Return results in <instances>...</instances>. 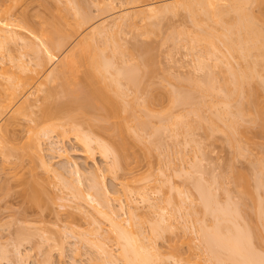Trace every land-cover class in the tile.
Listing matches in <instances>:
<instances>
[{
	"label": "bare ground",
	"instance_id": "1",
	"mask_svg": "<svg viewBox=\"0 0 264 264\" xmlns=\"http://www.w3.org/2000/svg\"><path fill=\"white\" fill-rule=\"evenodd\" d=\"M50 1L37 0V5L44 8L46 6L49 7ZM53 1L57 3L61 2V0ZM65 2L70 5L68 6ZM65 2L63 3L69 7V10L73 9L70 12L68 11L69 17L65 16L66 12L60 11V13L57 9L62 10L63 3H61V5L63 4L62 6L60 5L62 8H60L54 2L55 8L53 3L51 4L50 2L55 9L52 10L50 6L48 10L51 12V16L48 10H46L48 13L46 16L49 15L48 17L51 20L54 18L52 34L50 36H48L50 32L46 34L47 36L43 34L45 38L43 41H40L41 43L38 41L41 37H38V39L36 36L38 44L29 52L30 54L33 53L30 59L25 60L22 57V52L26 45L23 44L21 49L24 48L20 54H17V56L13 54V56L10 53L11 57L13 56L11 60L9 58V51H5L4 49L7 42L2 43L4 39L1 40L2 38H0V42L2 41L1 43L4 44V46L0 45V52L5 51L9 54V56L7 55L8 58L5 57L7 53L2 54L0 62L6 59L12 62L13 59L17 61H15L16 68H13L14 70L16 69L15 71L11 69L12 67H5L7 64L4 65V61V63L1 62L3 65L0 63V167L7 171H3L2 174L5 177L9 173L11 177L15 176V171H11V169H14L16 166L17 168L22 167L20 164H23V159L26 160L24 156H27L28 165L26 163L25 171L30 173L27 177L31 175L30 177L36 181L34 175L39 174L36 169L40 167L42 172L45 171L50 176L52 175V177L56 176L58 180L54 178L59 183L58 185H60L59 179L62 182V187L66 190L63 189L61 191H65L62 193L63 195L57 194L55 197H52V191L49 192V196H51L49 199L51 201L54 200L55 202L59 200L60 204L57 203V206L65 205L63 201L69 198L67 194H71L75 199L83 196L85 200L84 205L87 206L86 204L89 203L88 207L83 205L82 197V202L80 201L79 203V198L72 205V209L73 206L75 210L78 209L80 217H76L78 210L65 211L67 222L65 219L63 226H68L69 228V224H72L74 221L76 223L77 220L75 219L78 218L80 220L83 218L82 220H84V223H87V226H92L86 227L78 231V233L83 242L85 240L87 241L86 243L91 242L95 246L94 248L99 253L98 257H102L99 258L100 261L103 260L101 263L165 264L163 263L165 261L164 255L156 244V241L159 239L157 237H163L162 231L166 230L167 226H170V223L166 219V214L169 212L168 208L173 209V205L175 204L177 208H180L181 201L178 196V198L175 197L176 199H173L171 194L165 193L161 199V202H163L162 206L151 202L147 182L159 179L162 186L163 183H168V178L163 176L162 171L164 172V170L161 169V171L158 167L155 170L156 172L153 173L149 171V168H147L146 172H138L136 167L141 159L148 160L152 154L153 142L156 143V140L153 139H158L157 137L160 134L155 135L159 130L172 129L171 131L168 130L171 133L178 132L180 128V131L183 133V129L186 132L189 128H202L204 131H207L208 138L209 135L214 136L216 132H219L222 138L229 144L228 146L232 152L230 154H233V159L236 157L240 158L241 156L246 157L247 155V157H250L248 162L251 161L253 164H249L248 166L256 164L255 168L257 170L254 167L252 168L255 170L248 167L249 171L247 172H253L254 170V176H252V173L248 174L244 172L246 170L242 171L241 169L234 168L233 166L235 165L231 164L228 167L229 172L237 169L233 173L227 172L229 176L226 177H229L230 182L233 184V189L238 198L235 197L237 201L230 199L229 189H221L222 193L224 192V200L219 202L212 188L213 183L216 185L223 184L218 182V179L217 181L215 179L212 180L211 177L209 182V179L206 181L208 182L206 183L207 186L203 182V185L206 186L205 188L200 183L202 182L200 181L201 177L196 178L197 181L192 179L195 181L196 190L199 191V203H201L202 214L210 215L209 218H211L210 220L207 218L209 220L207 225L204 221H202L203 225H198L200 240L197 239L203 242L205 254L208 256V260L213 261L212 263L264 264V251L259 249L261 245L263 247L260 248L264 249V236H262L264 234L260 232L261 229L264 230V0H125L128 3L126 8L103 18L97 23L88 24L87 28H84L85 24L95 14L94 11L93 16L91 15V10L87 7V4L91 2L90 4L95 5L96 10L102 13L101 11L106 12L109 7H114L111 4L112 1L90 0L87 4V0L86 2L84 0L85 3L83 0H66ZM7 3L3 7H0V30H3L4 33L11 31V35L14 38L17 34L16 32H14L15 34L12 32L11 27L13 26L14 29V25L10 24L12 20L8 19V14L6 15V13H9L8 11L11 8L15 10V3H20L23 7L20 8L19 6L18 13L21 10L20 16L24 18L23 20L30 23L33 16L30 12L28 13L27 7L29 1L9 0V3ZM81 3L84 4L81 5ZM35 8L37 11L39 10L36 6ZM56 9L59 12H57L58 14L54 12ZM51 10L55 13V16ZM40 12L42 13V11ZM41 15L43 16L44 13ZM178 15H184L185 20L187 17L190 27H187V29L181 27L180 32L177 31L180 33V36H178L181 38H177H179L183 48L191 55L193 54L195 70L200 69L201 71V69L207 68L209 71L205 76L203 75V79L201 78V74V76H197L200 79H195V75V78L192 80H189L190 77H188L187 79L190 83H187L188 85H185V78L182 75L184 79H180V77L178 78L175 75L178 80L180 79L179 84L181 80L184 82L183 85L181 83L182 86L176 87V84L179 85L178 83L174 84L175 86L171 85V81H174V79H170L171 81L166 80L169 85L163 83V81L161 82V80H157L158 74L156 78L153 77L157 81H153L151 77L154 68L151 64L152 54L147 58V55L142 54V58L145 55V60L140 58L141 62L138 61L133 56V52L130 51L129 48L131 47H127L126 49L120 42L121 38L119 36L126 30L134 35L145 36L156 34L158 31L160 33L162 20L165 21ZM42 16L39 17L42 18ZM34 21L37 22V20ZM27 22L26 24H28ZM23 24L25 23L23 22ZM39 24L37 27L35 26L36 24H33V26L37 29ZM31 27L29 28L32 31L33 27ZM39 29L43 33L44 28L42 27L41 30V27H39ZM177 32L171 33L173 34L171 36L178 34ZM7 33L6 35H8ZM31 33H38L39 36L42 35L41 33L39 34V30H35V32L33 30ZM31 35L33 36V34ZM8 36H10V33ZM33 38L35 37L33 36ZM4 41H7V36ZM29 44L31 45L32 42H29ZM30 45L28 47L27 42L26 47L29 49ZM17 48L15 49L18 53L21 49ZM146 51L149 50L147 49ZM57 53H60L61 56L57 55ZM56 55L58 58H56ZM15 63L12 66H15ZM47 66H49L48 70L35 87V90L40 91L41 94H37L32 98L31 95L34 92H31L20 100L21 94L27 87L31 86L34 79L38 76L37 74ZM214 68H216V73L214 70H211ZM159 70L162 71L163 69ZM162 73L164 72L162 71L160 74L163 75ZM213 73L217 74V76H213ZM170 86H174L176 89ZM195 92L196 94H193ZM194 95L198 100L194 99ZM193 99L196 103L192 101ZM71 113L78 114L80 118H78V115L75 118L76 115ZM152 117H157V119L152 120ZM169 119H171L170 122ZM24 120L26 123L23 122ZM156 120L159 125L154 124L157 122ZM162 120L164 122L167 120L168 123L167 121L166 123H160L159 121ZM22 123L26 125V128H23L26 129L25 131L28 135L25 141L22 140L23 143L19 144V141L16 140L18 138L15 136L19 135V130L21 132ZM23 128L22 131H24ZM252 128L259 133L260 139L258 141L248 135V131H251ZM53 131H56L61 136H67L68 133H71L74 140L80 145L82 155L93 162L94 165L91 170L93 169L94 172L100 169L94 160L95 152L102 159L108 160L105 171L114 179H119L126 203L119 197L112 195L115 193V190L112 191L105 186L106 183L102 180L104 179V173L98 175L102 172V169L97 174L89 172L90 170L87 171L90 175L88 178L90 177L89 181L91 183H85L88 185L85 188L87 187L89 191L85 189L86 192H83V188L74 187V184L78 185L82 181L80 179L81 170L77 162L69 159L64 148L59 145V140H52L50 133ZM145 133L146 135L148 133L149 137L152 138H149V140L146 135L145 138ZM175 135H178V133H174L173 137ZM20 136H18L19 139ZM14 140L18 142L16 143ZM44 140L49 144L47 148L50 154L56 152L55 155L57 154V157L64 158L66 163L69 164L68 170H70V176L73 174L72 176L76 178H72V180L74 179L72 183H76L72 184L67 181L68 179H65L69 177H64L62 171L60 172L63 166L55 168L52 166L51 161L45 158L46 150L44 151V146H42ZM158 143L161 144V142ZM254 145H257V147H254ZM135 146L139 148L138 151L134 148ZM251 146L252 149H256L259 146V150L256 149L259 152L255 153L256 155L253 157L247 154L251 150ZM203 150L206 151L205 149ZM204 153L203 156L206 155ZM192 155L191 160L193 162L190 161V165H193L195 162V153ZM199 160L197 161L200 163ZM36 166L39 167L35 168ZM193 167L195 166L193 165ZM1 168L0 170L2 171ZM188 171L190 172L188 169L184 171L183 176L186 175L188 177L190 175ZM230 174L233 175L230 176ZM21 176L19 175V177ZM190 176L192 177V174ZM52 177L51 179L53 180ZM223 177L225 178V176ZM183 179L186 181L185 178ZM55 183L53 181V186H55ZM199 183L202 185L201 189L197 188ZM60 187L58 186V189ZM168 188H172L171 184ZM221 188H224V185ZM259 189L261 192H259ZM176 191L180 195L183 190L176 189ZM47 193L46 191L45 194ZM260 193L263 195V198ZM79 194L80 196H77ZM134 194L139 196L140 200L145 202L149 209H158V212L153 216L147 214L149 217L146 218L149 219V223L146 230L143 228L142 221L139 220L135 213L138 206L134 203ZM56 196L57 200L55 199ZM33 197V200H36L35 196ZM45 198L48 197L45 195ZM244 198L245 200L247 198V201H249L246 204L249 210L246 211H244L247 209L244 207L246 203ZM113 199L117 201V205H113ZM184 199L187 201V196L186 198H181V200ZM238 201H240V205ZM192 204L194 205L195 203ZM66 205H68V200ZM125 206L127 209H125ZM241 206L245 209L242 210ZM67 207L69 208L70 204ZM37 208L41 207L37 206ZM53 210L58 209L53 208ZM150 210L153 212L154 209ZM243 211L246 215H249L247 216V220L244 218L245 213L243 218L241 217ZM53 212L55 213L56 211ZM39 213H35V215L39 216ZM57 214H54V216H57ZM98 216L99 218H97ZM99 219L103 221L100 222ZM104 221L108 224V229H104L101 225ZM22 229L20 230L18 227L21 233L18 232L21 235H23L22 232L27 235L30 233L34 234V231L29 233L25 229L22 231ZM57 231L60 232L59 230ZM72 231L74 232V229ZM15 232L13 233L14 237L17 234ZM63 232L65 234V231ZM75 232L77 231L75 230ZM48 233L50 234V232ZM31 236L32 234H30ZM25 237L27 236L24 235ZM47 237L52 239L49 235ZM57 237L56 243L60 239L59 236ZM17 238H21V236L16 237L15 243H17ZM107 238L114 240L118 245L117 258L122 260L121 263L117 262L116 254H113L106 246L104 240ZM61 243L60 241L59 247L57 246L59 250L62 248ZM15 245H13L14 249ZM3 249H1L0 253H6V249L4 251ZM16 249L14 250V254L19 256L20 259V254L22 255V253L19 252L18 248ZM47 260L49 259L47 258Z\"/></svg>",
	"mask_w": 264,
	"mask_h": 264
},
{
	"label": "rangeland",
	"instance_id": "2",
	"mask_svg": "<svg viewBox=\"0 0 264 264\" xmlns=\"http://www.w3.org/2000/svg\"><path fill=\"white\" fill-rule=\"evenodd\" d=\"M27 1H29V5L27 7V9L29 11L28 10L27 11H28V13L30 12L33 16V17L31 16L32 22L28 23L27 21L23 20L24 18L20 16L21 10L18 13L19 6H20V8L23 6L20 3L19 4L15 3V7H14L15 10L13 8H11L10 9L11 12L9 10L8 11L9 13H6V15L8 14L7 16H8V19L10 21L12 20L10 24L14 25L15 30L13 29V26L11 28H12L13 33L16 32V34H17L16 37L13 38V35H11V31L9 32L10 36H8L9 33L6 32L8 34V35H6V33H4L3 30H0V38H2L1 40H3V39L5 40V38L7 36V41L3 40V42L2 41L1 42L2 43L7 42L6 43L7 45L5 44L6 48H4V49H5V51H9L8 52L9 54L12 53V55L14 54L15 56H17V54L21 53V51L23 50L24 47H25V49L26 48L28 49V47L30 45L29 42L30 43L32 42V44L30 45L31 50L29 51L30 48L28 50L24 49L22 52L23 53L22 57H24L25 60L26 59L28 60L32 57L31 55H33V53L30 54L29 52H31L33 47L36 44H38L37 40L40 37H41L40 40H38L39 43H41L40 41H43V39L45 38V37H43V34H44V36H47L46 34L49 32L50 33L48 36H50L52 34L54 18H53V20H51L50 17H48L49 15L51 16V12L48 10L50 8V6H51V9L53 10L56 8V5H54V2L58 5L57 7H59L61 5V3L65 2L66 0H61V2H59V3L51 0L50 2H51V4L53 3L55 8H53L54 6L51 5L50 2H49L50 6L48 5L49 7L46 6L44 8L42 6L37 5V0H27ZM58 1H60V0H58ZM88 1H90V0H87V2L85 0L86 4L88 3ZM111 1H112L111 4H113V6L115 8L109 7V9H107L106 12L101 11L102 13H100L99 10L97 11L95 8L96 6L90 4L91 2L88 3L89 6H93V7H89L87 4V7L91 10L92 16H93L94 11H95V14H94L95 17L93 16L94 18L92 17V19L87 24H85L84 28H87L92 23H97L98 21H101L103 18H106V17L110 16L111 14H113L117 11H120V10H122L128 6V3H126L125 0H111ZM6 2L9 3V0H0V7H3V5L6 4ZM83 2H84V0H83ZM2 3H4V4L2 5ZM65 3H63L64 6L67 4V3L66 4ZM83 4L81 3V5H83ZM67 5L69 6L70 4H67ZM67 5L65 7L63 6V8L60 6V8H62V10L59 8H57V9L59 12L60 11L66 12L65 16L69 17V12L72 11L73 9L70 7L71 10H69V7ZM35 6L39 9L38 11L35 8ZM66 7H68V8H66ZM42 9H45V10H42ZM57 9L54 10V12H56V14L59 13L57 11ZM46 10H48L50 13L47 16H46V14H48V13ZM40 11H42V13ZM36 12H38V13H36ZM54 12L52 11V14H54V16H55ZM43 13H44V15L42 16L41 14H43ZM39 16H42V18ZM33 18H34V20H37V22H35L33 20ZM39 18H40V20H39ZM46 18H48V19H46ZM29 19H31V18H29ZM38 20H39V22H38ZM162 21H163V23L161 22V25H162L161 27L159 24L161 34L158 31V32H156V34L150 35V36H152V37H150L149 35H146V36L145 35H134L133 33L126 30L124 33H121L122 35L120 34L121 35V36H119V38H121L120 42L126 47V49H127V47L128 48L131 47L129 49H130V51L133 52V53L132 52L131 53L133 54V56L135 58H137L138 61H140L141 59H144L145 55H147L146 56V58H147L150 54H152V57H151L152 63L151 64H152V67H154V68H153V72L151 74L152 75L151 77L156 78V75L158 74L157 80H161V82L163 81V83H166L167 85H169L168 81H171L174 79V81H171V83H172L171 85H174V84L178 83L181 78L182 79L185 78L184 79L185 80L184 82L186 83L185 85H188V84H190L189 80H192L195 78L194 75L196 76L195 79H197V78L200 79V77H197V76H201V75H202L201 78L203 79V75L205 76V74L208 73L209 70H207V68H203V70L201 69V71H200V69L195 70L196 67L194 64L195 61L193 60V58H194L193 54L191 55L190 53H188L183 48V46L181 45V42L179 40V38H181V37H179L180 33H178L177 31L180 32L181 27L183 29H187V27L188 28L190 27V25L188 24L189 21H188L187 17L185 20L184 15H181V16L178 15L175 17H171L170 19H167L165 21L164 20H162ZM12 22L17 23V24H14V23L12 24ZM23 22L25 24L27 22L30 25L29 26H28V24L25 25V24H23ZM32 23L36 24L35 25L36 27L39 23L41 25L39 24L38 28L36 29V27L33 26ZM30 26L33 27V28L32 27L31 28L34 30V32H35V30H39V34L42 32V31H40L39 27H41V30L43 27L44 29H43V33H41L42 35L39 36L38 33H36V34L31 33V32H33V30L32 31L30 30V28H29ZM48 28H50V29L48 30ZM161 29H163L164 32L161 31ZM176 32L178 34L171 36ZM163 33L164 34L166 33L165 34L166 36ZM171 33H173V34H171ZM31 34H33V36L35 38H33V36ZM3 35H5V36L2 37ZM29 35H31V36H29ZM36 36H37V38L38 37L39 38L37 39ZM8 37H10V38H8ZM30 37H32V38H30ZM147 37H149V38H147ZM174 37H175V39H174ZM177 37H179V38H177ZM30 39H31V41H30ZM171 40H173L175 42V44ZM1 42H0V45L2 44ZM27 42H28V47H26ZM179 42H180V44H179ZM134 43H135V45H134ZM144 43H147V44L144 45ZM23 44L24 45L26 44V45L21 49V46ZM2 45L4 46V44H2ZM176 45H178L179 47ZM133 46H134V48H132ZM17 47H19L21 49L20 52H18V53L16 50V49H18ZM134 49H135V51H134ZM147 49L149 51H146ZM5 51L0 52V56H3L2 54H6L7 52H5ZM26 51H28V52H26ZM135 52L136 53L138 52V54H136ZM147 52H148V54H147ZM8 53L6 54L5 57H7V55L9 56ZM25 53H26V56H25ZM139 54H141V55L139 56ZM142 54H145V55H143L144 56L143 58H142ZM57 55H60V53H57ZM57 55H56V58H58ZM13 56L11 57V54H10L9 58H11V60H12ZM11 60L9 61V59H6V60H3L5 63L3 61H1V62H3L4 65L7 64V65H5V67H12L11 69L14 70L13 68L14 67L16 68V63H15L16 59H15V61L13 59V62ZM7 62H9V63H7ZM3 63H1V65H3ZM14 63H15V66H12ZM8 64H10L11 66ZM48 68H49V66L45 67L44 70H42L39 74H37L38 76L34 79L31 86L27 87V89L19 97L20 100L23 99V97H25L27 94H29L31 92H34L31 95L32 98L37 94L38 95L41 94L40 91L35 90V87H36L38 81H41L42 77L44 76V74L46 73ZM159 69H163L162 70L164 72V73H162L163 75L160 74L162 71ZM215 69L216 68L211 69V70L212 71L214 70V72L216 73L217 71ZM213 74H210V75H213ZM169 75H170V77H169ZM175 75H177L178 78L180 77V79L178 80L177 76H175ZM171 76H174L175 78L171 77ZM213 76H217V74L216 75L214 74ZM166 77H168V78H166ZM188 77H190L189 80L187 79ZM155 78H153V81H157ZM159 78H161V79H159ZM163 79H165V80H163ZM167 79H168V81H166ZM175 79H177V81H175ZM184 82L181 80L182 85ZM181 83L180 84L178 83L179 85L176 84V87L180 86ZM174 86H170V87L176 89ZM110 94H111V92H110ZM193 94H196V92ZM194 99L198 100L196 96L194 97ZM194 99L192 100L193 102H195ZM138 100H141V99H138ZM71 114H73V113H71ZM73 115H76L75 118H77L78 114L75 113ZM78 118H80L79 115H78ZM152 118H153L152 120H154L155 118L157 119V117H155V118L152 117ZM159 118H158V120H159ZM170 120L171 119H169V122H170ZM156 121H154V122H156ZM166 121L167 120H165V122H164V120H162L159 122L160 123H163V122L166 123ZM23 122L26 123L25 120ZM24 123H22V127L20 126L21 132H20V130H19V133L17 132L19 134L18 136H20V133H21V136H23V137L20 136L21 141H20L18 136H15L18 138L16 140L19 141V142L17 141L19 144L23 143L22 140L25 141L26 136L28 135V133L25 131L26 129L23 128L26 126ZM47 123H49V122H47ZM167 123H168V121H167ZM84 124H86V123H84ZM154 124L157 125L158 121ZM22 128L24 131H22ZM201 129L202 128H200V129L199 128H195V129L189 128L188 130L186 129L187 131H189V132L186 131L188 133L187 134L184 131L185 129H183V133H182L180 131V128H179V130L177 129L178 132H171V133H173V135H174V133H176V134L178 133V135H175L174 137L170 133V131L172 129L171 130L168 129V130H170L169 132H168V130H159V132H156V135H155V136H157L160 134L157 137L158 139H155L153 137L154 138L153 140H156V143L155 142H153L154 144L152 143L154 145L153 150H152L153 151L152 154L149 156L148 160L141 159L139 164L136 167L138 172H146L147 168H149V171H151L153 173V172H156L155 170L157 169V167L160 170L161 169L164 170V172L161 170L162 174H164L163 176L168 178L167 182L169 183V185L171 184V186H172V188L169 189L168 188L169 185H168V183L166 184V182L163 183L161 186V181L159 179H157L155 181L150 180L149 182H147L148 191H150L149 197H150L151 202H155L156 204L162 206L163 202H161V199L163 198V195L165 193L171 194L173 199H176L179 197V199L181 201V205L179 202V205L181 206L180 208H177L176 204L173 205V209L172 208L169 209L170 207L168 208L169 212L166 214V217H167L166 219H167V222L170 223V226L169 227L167 226L166 230L164 229L162 231V234H164L163 237L159 236V237H157L159 239L158 240L156 239L157 240L156 244H157L158 248L161 250L162 254L164 255L165 261L163 263H165V264H215V263H212L213 261H210V259L208 260V256H206V254H205L206 251L204 248V244L202 241H199L200 237H199V231L197 228L198 225H201V224L203 225L202 221H204L205 224L207 225L211 218H209L210 215L202 214L203 212L201 209L202 208L201 203H199V200H200L199 195H198L199 191L196 190V185H195V181H197L196 178L198 179L201 177L200 181H202V182H200V183L202 185H203V182H205L204 184L206 185V183H208L211 180L210 179L211 177H212V180L215 179L217 181V179H218V182H221L223 184H221V185L217 184V185H219V186H217L215 183H213L212 188H213L215 195H216V198L219 200V202H222L224 200L223 199L224 198V196H223L224 192L222 193L221 189H227V190L229 189L228 193H229L230 199L233 201H237L238 198L236 196L235 190L233 189V184L230 182L229 177L226 178L227 176H229V173H233V171H236L237 169L229 172L228 167L232 164V165H235V166H233L234 168H238L239 170L241 169L242 171L246 170L244 172H247V171H249L248 167H250L251 169H254L257 166L256 164H255L256 166L255 165L254 166H248L249 164H251V165H253V164L251 163V161L248 162V159H250V157H247V155H246V157L241 156L242 158L241 157L237 158L235 156L236 158L234 157L235 159H233V154H230L232 152L230 150V147L228 146L229 144L224 140V138H222V135H220L219 132L218 133L216 132V134L214 133L215 134V135L213 134L214 136L209 135V138H208V136H207L208 134L206 133L207 131H204L203 129L202 130ZM253 129L254 128H252L251 131L249 130L250 132L248 131V135L252 139H255L256 141H258L260 139L259 133L256 132L257 130H255V129L253 130ZM189 133H190V135H189ZM50 135H51L52 140H59L58 141L59 145L64 148L69 159L77 162L78 167L81 170L82 174H81L80 179L82 180L81 181L82 184L79 183L80 184V186H79V184L78 185L74 184L76 182L72 183L73 180L76 178H74L72 176L73 174L70 176L71 173H70V170H68L70 167L69 164L66 163L64 158L57 157L56 156L57 154L55 155L56 152H52L53 154H50V152L48 151V148H47V147H49V144L46 140H44L42 146H44L43 147L44 151L46 150L45 151V156H46L45 158H48V160L51 161L52 166L55 168L61 167V166L64 167V168L61 167V169L60 168L59 169H60V172L62 171V174L64 175V177H69V178H65V179H68L67 180L68 182H71L72 184H74L73 185L74 187L83 188V192L85 191V189L89 191V189H87V187H88L87 184H89L91 182L89 181L90 177L88 178V176H90V175L87 171L90 170L89 172L97 174L102 169V172H100L98 175H101L102 173H104V175H103L104 179H102V180L104 181V183H106L105 186H107V188H109L112 191L115 190L114 191L115 193H113L112 195L119 197L124 203H126L125 196L123 195V189H122L121 185L119 184V179H114L111 175H109L105 171L106 166H107L106 162L108 160L102 159L100 156H98V153L96 154V152H95V154H94L95 159L94 160L97 163V165L100 167V169L96 170L94 172L93 169L91 170V168L94 165L93 162L90 159L86 158L84 155H82L81 147L74 140L73 135L71 133H68L67 136L66 135L61 136L56 131H53L50 133ZM145 135H146V133L144 134V136ZM205 135H206V137H205ZM146 136L148 137L147 139L152 138V137H149L148 133ZM146 136H145V138H146ZM210 136H212V137H210ZM158 142H161V144ZM255 146L257 147V145H254V147ZM134 148L136 149V151H138V149H139L137 146H135ZM203 149H205L206 151H204ZM256 149L259 150V146ZM256 149L255 148L252 149V146H251V150H249V153H247L248 156H252V157L255 156L259 152ZM178 151H179V153H178ZM193 153H195V155H194L195 156L194 157L195 162H194V164L193 163L192 164L195 167H193V165H190L191 164L190 161L193 162L191 160V157H193V155H192ZM203 153L206 155L203 156ZM201 154H202L203 158H202V156H200ZM24 158H26V160L23 159L24 160L23 164H20V166H22V167L24 166L23 168L22 167L17 168V166H16L15 167L16 170H14L15 168L11 169V171L12 170L15 171V173H14L15 176H13V177H11L10 173L8 174L7 177H5V175L2 173H3V171L4 172H7V171L3 170L0 167L2 169V171L0 170V177H1V179H0V247H1L0 251L2 248L6 249L5 250L6 253H0V264H12V263L13 264L14 263H16V264H50L51 262H52L51 264H103V263H101V262H103V260L100 261V259H99L101 256L98 257L99 253H98L97 249L94 248L95 246L92 245L91 242L86 243L87 241H85V240L83 242V239L81 240L80 235L78 233V231H80L86 227H92V226H87V223H84V220H82L83 218H81V220H80V218L75 219V220H77L76 223H75V221L72 224L70 223L69 228H68V226L67 227L63 226V224H65V223H63V221H65V219H66L65 218L66 217L65 211L66 212H67V210L73 211V209H74V211L78 210V209L75 210L74 206L72 209V205H74L75 204L74 202H77L79 198H80L79 203H80V201L82 202V200H83L82 203L84 205L85 204L84 203L85 200L83 199L84 197L81 196L82 200H81V197H78V199H75L71 194L70 195L67 194V196L69 198L68 199L66 198V199L68 200V205L70 204L71 208L69 207L70 208L69 209L67 207L68 205H66L67 204L66 199H65L66 201H63V203L65 202L64 206H59V205L57 206L56 205L57 203L60 204L59 200H57V196L55 199L58 202L57 201L54 202V200L51 201V199H49L51 197V196H49V192H51V191L53 192V193L51 192V195L53 194L52 197H55V195H57V194L63 195L62 193H64L66 190L64 187H62L63 184L60 181V179L58 182H60L62 189H61L60 185H58L59 183H57V181L55 180L56 176H54L55 177L54 178V177H52V175L50 176L49 173L45 172L44 170H43L44 172H42V169H40L39 166L35 167V168L39 167L36 169V170H38L39 174L37 173L38 175H34V178H36V181H35V179H32V177H30L31 175H29V177H27L28 174H30V173L25 171L26 170V168H25L26 163L28 162V157L24 156ZM197 160H199L200 163ZM27 165H28V163H27ZM160 167H162V168H160ZM252 167H254V168H252ZM193 168H194V170H193ZM187 169L190 170V172L188 171V173L190 175L192 174V177L190 175H189L190 177L189 176L187 177L186 175L183 176V174L185 173L184 171H186ZM251 169H250V171H252ZM254 170H253V172H254ZM9 172H10V170H9ZM227 172H229V173H227ZM253 172H247V173L248 174L252 173L253 174L252 176H254ZM24 173H26V174L24 175ZM201 173H202V175H201ZM21 174H23V176H21ZM83 174H84V177H83ZM19 175L21 177H19ZM194 175H195V177H193ZM198 175H199V177H198ZM231 175H233V174H230V176ZM223 176H225V178ZM25 177L27 178V180ZM51 177L53 178V180L51 179ZM160 177H162V176H160ZM72 178H74V179L72 180ZM85 178H87L88 180ZM183 178H185L186 181H184ZM50 179L52 182L50 181ZM56 179L58 180V178H56ZM69 179H71L72 181ZM192 179L195 181H193ZM201 179H204V180H201ZM102 180H101V182H102ZM207 180H208V182H206ZM53 181H55L57 183V184L55 183L56 188H55V186H53L54 185ZM85 183H87V184H85ZM200 183L197 186V188H199V189H201V186H202ZM42 185H43V188L48 192L47 193L48 195L45 194L46 191L42 188ZM205 185H203L204 188L207 186V185L206 186ZM222 185H224V188H221ZM58 186L60 187L59 189H58ZM85 186H87V187L85 188ZM191 186H192V188H191ZM63 189L65 191L61 192V191H63ZM176 189H182L183 191L179 195V193H177ZM193 189H194V191H193ZM194 192H195V194H194ZM259 192H261L260 189H259ZM68 193H70V192L68 191ZM184 194L187 196V201H186V199L181 200V198L183 199V197L186 198V196ZM45 195L48 198H45ZM33 196H35L36 200H33V198H34ZM65 196H66V194H65ZM70 196H71V198H70ZM77 196H80V194ZM195 196H197V197H195ZM261 196L263 198L262 194H261ZM133 198H135L134 203L137 204V206H138L135 213H136L137 217L139 218V220L142 221L143 228L146 230L148 227V223H149V219H147L146 217L153 216L154 214H156L158 212V209L157 208H150V209H154L153 212H151V210L147 207V204L145 202H143L142 200H140L139 196L134 194ZM38 199H40V200L38 201ZM244 200H245V198H244ZM49 201L51 202V205H50ZM182 201H183V203H182ZM243 201H241V203L244 204V202L246 201V203L244 204V207L247 208L246 204L249 201H247V198L244 202ZM188 202H190V203H188ZM36 203H37V205H36ZM112 203H113V205H117V201L114 199L112 200ZM192 203H195L196 205L195 204L193 205ZM239 203H240V201H238V204ZM88 204H86L87 206H85V205L84 206L88 207ZM248 205H249V203H248ZM37 206L41 207L42 209L37 208ZM238 207L240 208V206H238ZM50 208H52L51 213H50ZM53 208L58 209V210H53ZM245 208H243V206H241L242 210H244ZM248 208L245 209L244 211L249 210ZM125 209H127L126 206H125ZM33 211H35V212H33ZM53 211H56V212L54 213ZM57 211L59 212V214H57L58 213ZM244 211H243V213L241 212L242 218H243V215L245 213ZM79 212L80 211L78 210V212H77L78 215L76 214V217H80ZM35 213H39V216L35 215ZM200 213H201V215H200ZM54 214L55 215L57 214V216H54ZM147 214H149V216ZM58 216H60V217H58ZM247 216H249V215H246V213H245L244 218L246 220L248 219ZM55 217L57 218L56 220H58V221L55 220ZM141 217H145V218H141ZM201 217H202V219H201ZM97 218H99V216ZM207 218H209V220ZM42 219H43V221H42ZM100 219H99V221H100ZM205 219H207V220L205 221ZM39 220H41V221H39ZM102 221L103 220H101L100 222H102ZM66 222H67V219H66ZM104 222L101 225L103 226L104 229H108V224L106 222L105 223ZM263 223H264V221H263ZM18 227L20 230H21V228H23V229L27 230V232H29V233L34 231V234L30 233V234H32L33 237L32 236L30 237V234H28L29 236L27 234H24V232H22L23 235H21L20 234L21 231L18 230ZM15 228H16V230H15ZM59 228H61V229H59ZM63 228H64V230H63ZM23 229H22V231H23ZM73 229H74V232L72 231ZM194 229H196V230H194ZM28 230H30V231H28ZM57 230H59L60 232H58ZM61 230H62V234H61ZM75 230L77 232H75ZM262 230L263 229H261L260 232L261 233L263 232L262 234H264V230L263 231ZM15 231L17 232V234ZM51 231L53 234L51 233ZM63 231H65V234ZM14 232L16 234L15 237L13 234ZM48 232H50V234ZM59 233L62 237H65V238H62L59 235ZM17 235L21 236V238H17V240L19 239L18 241L16 240V242L17 243L19 242V244L14 242L16 237H18ZM24 235L27 237L24 238ZM48 235H49V237H52V239L48 238L47 237ZM57 236H59V238H60L58 243H56L58 240V239H56V238H58ZM262 236H264V235H262ZM60 241L63 243V245L61 243L62 248L59 250L57 248V246L60 243ZM104 241H105L106 246L111 250V252L113 254H116L115 257H116L117 262L121 263L122 260L117 258L118 257V255H117L118 245L116 244V242L110 238H107ZM13 245H15V249L18 248L19 252L22 253V255L20 254V259H19V256L14 254L15 249H14ZM17 245H19V246H17ZM260 247H263V245H261ZM260 247H259V249L264 251V249L260 248ZM4 249H3V251H4ZM16 256H17V258H16ZM47 258L49 260H47ZM17 259H19V260H17ZM222 264H228V263H222ZM229 264H231V263H229ZM233 264H238V263H233Z\"/></svg>",
	"mask_w": 264,
	"mask_h": 264
}]
</instances>
